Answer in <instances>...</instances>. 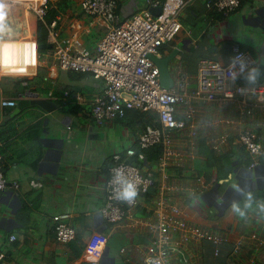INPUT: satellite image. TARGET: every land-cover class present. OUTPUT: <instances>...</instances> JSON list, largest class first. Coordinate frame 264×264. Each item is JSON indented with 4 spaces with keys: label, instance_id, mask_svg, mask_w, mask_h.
I'll use <instances>...</instances> for the list:
<instances>
[{
    "label": "crops",
    "instance_id": "crops-1",
    "mask_svg": "<svg viewBox=\"0 0 264 264\" xmlns=\"http://www.w3.org/2000/svg\"><path fill=\"white\" fill-rule=\"evenodd\" d=\"M81 2L50 0L44 21L56 19L53 30L58 40L72 50L95 51L101 19L93 17L92 27ZM184 2L181 29L159 56L177 50L168 63L172 87L184 72L190 93L200 60L228 62L233 43L255 59L235 83H251L247 79L251 70L264 64V0H240L227 16L207 8L206 0ZM150 6L154 5L148 0H116L115 11L122 20ZM0 12V70H22L35 62L36 52L32 41L20 39L48 43L45 22L16 0H0ZM43 26L40 40L38 31ZM103 87L88 72L59 68L52 44L38 48L37 65L28 75L0 74V100H16L14 106L0 103V154L7 181L0 192L2 264H89L85 245L96 230L107 237L100 264H142L157 235L156 209L172 207L179 209L177 217L186 227L173 224L168 232L171 264H264V212L259 207L264 204V153L262 162L250 169L251 156L238 140L239 132L251 127L264 146V102L245 95L251 114L245 113L241 93L228 100L190 97L189 103L178 104L175 115L180 118L194 109L193 127L170 130L163 168L159 159L141 164V153L136 152L140 170L152 173L153 186L127 208L123 219L108 222L101 209L113 155L127 158L125 150L156 116L128 110L122 117L96 122L90 109ZM30 92L48 99L50 108L28 103L16 111L19 99L33 98L27 97ZM212 151L228 156L233 167L226 174ZM249 193L251 207L245 208ZM234 203L243 215L233 210ZM61 212L69 214L65 221L75 229L74 238L67 242L58 241L54 234L52 216ZM189 227H199L220 241L193 236ZM10 235L15 238L10 240Z\"/></svg>",
    "mask_w": 264,
    "mask_h": 264
},
{
    "label": "built area",
    "instance_id": "built-area-1",
    "mask_svg": "<svg viewBox=\"0 0 264 264\" xmlns=\"http://www.w3.org/2000/svg\"><path fill=\"white\" fill-rule=\"evenodd\" d=\"M25 10L32 11L44 21V15L50 6V0H16ZM154 6H160L158 14L148 9L135 11L122 20L116 15V0H82V12L92 19L100 20V38L95 51L72 50L68 44L58 40L53 26L56 19L45 22L47 28V41L52 44L53 55L59 68L88 72L103 82V90L92 102L90 115L98 123L122 117L128 110H139L154 113L157 125H147L138 135L136 142L140 148H148L155 144L162 145V154L159 158V167L163 168L170 142V130L175 127H193L192 121L194 109L185 111L183 118L175 115L178 104L189 103L190 97L206 100H228L237 93H241L242 104L245 113L251 114L252 108L247 106L245 95L253 94L256 102H264V79L259 82L248 84L235 83L238 77L245 75L254 65L255 59L252 53L233 43L232 55L228 62L202 58L195 74V87L187 90V75L184 72L178 74L174 83L175 87L166 88L162 85L159 76V67L154 57H159L162 47L174 39L181 29L179 13L184 5V0H148ZM207 8H214L227 16L236 7L240 0H206ZM6 41V40H3ZM20 41H32L35 45V62L26 65L19 71L0 70L5 75H28L30 69L38 62V42L34 38H24ZM2 42V41H0ZM241 63L244 71L241 72ZM234 65V67H230ZM231 72L236 73L233 80ZM2 106H14L16 100L2 97ZM192 134L195 131L191 130ZM238 140L251 156L249 168H255L260 164L259 157L264 153V146L258 134L247 127L238 134ZM133 147H128L123 154L115 153L113 162L109 167V175L104 185L105 200L101 209L102 216L108 222H118L127 213V208L135 206L139 195L148 192L154 183L151 172H142L139 166L130 162V157L136 156ZM142 160L144 156L141 154ZM121 171L124 178L132 182L137 189V196L132 201H125L118 197L122 186L116 182V173ZM6 178L2 169L0 154V192L6 186ZM34 185L39 182L33 181ZM160 206V205H159ZM179 209L172 207L164 211L157 208L155 215L157 222L154 229L157 231L156 238L151 240L147 247L142 264H171L169 250L166 246L168 232L173 224L177 227H186L185 221L177 217ZM67 212L55 213L54 221L55 238L61 242H67L74 238L75 229L65 221ZM264 228V224L262 225ZM193 236L207 238L214 243L220 241V237L203 232L199 227H189ZM10 235L9 239H14ZM107 237L100 231H93L88 237L85 251L88 255L89 264H100L105 249ZM217 251H215L216 253ZM4 259V253L0 252V264Z\"/></svg>",
    "mask_w": 264,
    "mask_h": 264
},
{
    "label": "water",
    "instance_id": "water-1",
    "mask_svg": "<svg viewBox=\"0 0 264 264\" xmlns=\"http://www.w3.org/2000/svg\"><path fill=\"white\" fill-rule=\"evenodd\" d=\"M149 10H150V12H152L154 14H158L161 10V7L160 6H150ZM47 46L48 47L51 46V43H49V42L48 43H38V48L47 47ZM175 54H177L176 49H174L168 55H165L162 57H154V61L156 62L157 66L159 67V76H160L161 83L166 88H170L173 85V78L170 74L168 63H169L170 58H172V56ZM27 97H33L34 99L33 98H31V99H24V98L19 99L18 103H17L16 111L19 110L23 105H26L28 103H37V104L45 107L46 109L50 108L49 104L51 102L48 99L37 97V93L30 92L29 94H27Z\"/></svg>",
    "mask_w": 264,
    "mask_h": 264
},
{
    "label": "trees",
    "instance_id": "trees-1",
    "mask_svg": "<svg viewBox=\"0 0 264 264\" xmlns=\"http://www.w3.org/2000/svg\"><path fill=\"white\" fill-rule=\"evenodd\" d=\"M160 1H162V0H160ZM212 1V0H211ZM211 9H214V8H211ZM51 12V11H50ZM216 13H218L219 15H221L222 16V13L221 12H216ZM55 14V11H53L52 12V16ZM223 16H225V15H223ZM50 17L48 18V21H50ZM45 31V29H44V26H43V32ZM260 67H259V69L257 70V73H258V75L256 76V80H258V81H262L263 79H264V64H260L259 65ZM153 115L155 116V114L153 113ZM153 123H152V125H157V120H156V117H155V120L153 119ZM131 147H133L134 149H135V151L137 152V153H141L143 156H144V160L143 161H141V164H143V163H147V162H149V161H154V160H156V159H159L160 157H161V154H162V145L161 144H155V145H152V146H150V147H148V148H140L139 146H138V144H137V142L135 141V142H133L132 144H131ZM213 153H212V155L214 154L215 156H216V159H217V161L220 163V167L225 171V174L227 173V171H230V169L233 167V165L231 164V161H229L227 158H226V156L227 155H225V154H223V155H216L215 153H214V151H212ZM228 157V156H227ZM133 159H135V160H133ZM129 160H130V162H133V163H135V164H139V160L137 159V157H130L129 158ZM259 161L260 162H262V157H259Z\"/></svg>",
    "mask_w": 264,
    "mask_h": 264
},
{
    "label": "clouds",
    "instance_id": "clouds-1",
    "mask_svg": "<svg viewBox=\"0 0 264 264\" xmlns=\"http://www.w3.org/2000/svg\"><path fill=\"white\" fill-rule=\"evenodd\" d=\"M2 20H3V13L0 12V21H2ZM230 67H234V65H232ZM240 71L241 72L244 71L243 63H241ZM230 74L232 76V79L235 80L236 79V73L231 72ZM257 75H258L257 70L252 69L250 74L247 77L248 81L249 82H255ZM116 182L122 186V190L120 192H118V197L120 199L125 200V201H132L135 199V197L138 194L135 185L132 182L125 179L123 173L119 170L116 173ZM251 202H252V195H251V193H249L247 196V201L245 203V208L251 207ZM259 207H260V210L262 212H264V204H260ZM232 208L234 211L240 213V215L244 214L243 212H241V210L237 204L234 203L232 205Z\"/></svg>",
    "mask_w": 264,
    "mask_h": 264
},
{
    "label": "rangeland",
    "instance_id": "rangeland-1",
    "mask_svg": "<svg viewBox=\"0 0 264 264\" xmlns=\"http://www.w3.org/2000/svg\"><path fill=\"white\" fill-rule=\"evenodd\" d=\"M182 20V19H181ZM182 22H184L183 20H182ZM38 34H39V38H40V40H42L43 38H42V35H43V28L41 27V28H39V31H38ZM178 35V34H177ZM177 37V36H176Z\"/></svg>",
    "mask_w": 264,
    "mask_h": 264
},
{
    "label": "flooded vegetation",
    "instance_id": "flooded-vegetation-1",
    "mask_svg": "<svg viewBox=\"0 0 264 264\" xmlns=\"http://www.w3.org/2000/svg\"><path fill=\"white\" fill-rule=\"evenodd\" d=\"M164 47V46H163ZM163 47H162V49H163Z\"/></svg>",
    "mask_w": 264,
    "mask_h": 264
}]
</instances>
